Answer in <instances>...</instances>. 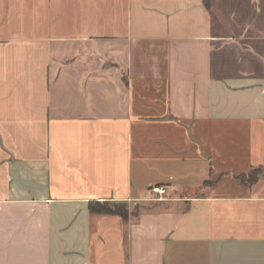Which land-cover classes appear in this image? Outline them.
I'll return each mask as SVG.
<instances>
[{
  "label": "crops",
  "instance_id": "1",
  "mask_svg": "<svg viewBox=\"0 0 264 264\" xmlns=\"http://www.w3.org/2000/svg\"><path fill=\"white\" fill-rule=\"evenodd\" d=\"M0 264H264V0H0Z\"/></svg>",
  "mask_w": 264,
  "mask_h": 264
},
{
  "label": "trees",
  "instance_id": "2",
  "mask_svg": "<svg viewBox=\"0 0 264 264\" xmlns=\"http://www.w3.org/2000/svg\"><path fill=\"white\" fill-rule=\"evenodd\" d=\"M206 3H209V0H206ZM262 173V168L257 167L253 168L249 175L245 174L240 175V177L247 183L255 182L259 175ZM90 210L99 213H116L121 215L123 218L128 219L130 217L138 215L141 207L136 212L132 211L129 208V205L125 201H110V200H91L89 204Z\"/></svg>",
  "mask_w": 264,
  "mask_h": 264
},
{
  "label": "built area",
  "instance_id": "3",
  "mask_svg": "<svg viewBox=\"0 0 264 264\" xmlns=\"http://www.w3.org/2000/svg\"><path fill=\"white\" fill-rule=\"evenodd\" d=\"M151 192L157 193L158 195L166 197L169 195V185L167 184H155L150 188Z\"/></svg>",
  "mask_w": 264,
  "mask_h": 264
},
{
  "label": "rangeland",
  "instance_id": "4",
  "mask_svg": "<svg viewBox=\"0 0 264 264\" xmlns=\"http://www.w3.org/2000/svg\"><path fill=\"white\" fill-rule=\"evenodd\" d=\"M128 205H129V208L136 212L137 210L140 209V207H142V203L140 201H125ZM151 202L148 201V206L151 205L150 204ZM155 207V206H154ZM153 207V208H154ZM159 206H156L155 208H158Z\"/></svg>",
  "mask_w": 264,
  "mask_h": 264
}]
</instances>
